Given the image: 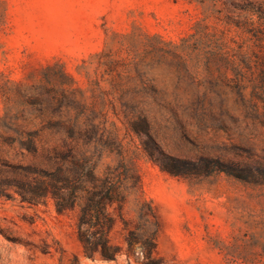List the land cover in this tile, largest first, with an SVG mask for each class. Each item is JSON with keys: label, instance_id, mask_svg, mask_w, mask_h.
<instances>
[{"label": "rangeland", "instance_id": "374dc122", "mask_svg": "<svg viewBox=\"0 0 264 264\" xmlns=\"http://www.w3.org/2000/svg\"><path fill=\"white\" fill-rule=\"evenodd\" d=\"M161 151L264 171V0H0V182L71 153L101 175L122 162L125 217L151 202L160 264H264V181L174 175ZM3 189L0 264H144L84 256L76 211Z\"/></svg>", "mask_w": 264, "mask_h": 264}, {"label": "trees", "instance_id": "16d2710c", "mask_svg": "<svg viewBox=\"0 0 264 264\" xmlns=\"http://www.w3.org/2000/svg\"><path fill=\"white\" fill-rule=\"evenodd\" d=\"M133 129L145 134L153 141L149 132V123L142 114L132 121ZM73 133L69 137H73ZM32 138L28 147L32 146ZM162 164L164 170L174 175H208L214 171L246 181H264V171L259 166H248L235 161H224L219 157L203 156L198 160H189L168 155ZM57 167L52 171L32 169L35 174L30 181L0 182V190L7 193L3 186L14 187L23 201L38 203L52 197L59 213L77 212V232L84 256L89 258L115 259L119 255H133L144 264H160L157 257V237L160 225L157 214L150 201L146 200L137 208L139 223L130 227L124 214L128 197L125 193L127 169L121 162L115 169L109 168L103 175L96 171V163L87 156L71 153L60 156ZM140 182L137 172L134 173ZM123 222L124 243L112 239V232L119 221ZM79 257L74 256V263Z\"/></svg>", "mask_w": 264, "mask_h": 264}]
</instances>
